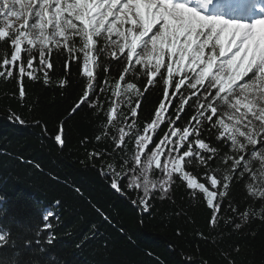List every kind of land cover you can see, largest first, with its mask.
Returning a JSON list of instances; mask_svg holds the SVG:
<instances>
[{"label":"snow or ice","instance_id":"snow-or-ice-1","mask_svg":"<svg viewBox=\"0 0 264 264\" xmlns=\"http://www.w3.org/2000/svg\"><path fill=\"white\" fill-rule=\"evenodd\" d=\"M258 2L0 0V78L15 77L23 100L24 79L36 82L42 74L48 85L53 54L66 53L83 81L69 118L84 106L97 109L105 128L119 125L115 149L134 145L130 157L125 152L108 165L111 174L101 173L113 190L135 192L131 203L148 211L154 195L180 181L203 197L210 227L224 219L225 204L243 222L264 217V0ZM153 88L157 104L140 126L138 112ZM52 139L65 146L63 122ZM117 163L123 171H116ZM234 185L244 186L261 207L240 210L231 199ZM53 219L56 213L46 210L36 244L44 232L46 243H53ZM10 236L0 228V248L15 247Z\"/></svg>","mask_w":264,"mask_h":264},{"label":"trees","instance_id":"trees-1","mask_svg":"<svg viewBox=\"0 0 264 264\" xmlns=\"http://www.w3.org/2000/svg\"><path fill=\"white\" fill-rule=\"evenodd\" d=\"M52 60L50 83H43L42 74L36 82L25 78L23 100L15 77L0 78V228L15 241L14 248H0V262L182 264L186 257L187 264H264V217L250 216L243 222L225 204L224 219L210 227L211 211L203 197L194 196L180 181L166 194L154 195L148 211L131 203L138 199L135 192L122 195L113 190L101 173L111 174L108 165L125 158V152L130 157L134 145L129 142L123 152L115 149L119 125L105 128L106 118L97 109L84 106L69 118L83 81L66 53L53 54ZM62 79L68 86H60ZM145 95L137 118L140 126L157 104V89ZM62 122L67 142L61 148L52 137ZM93 153L100 155L93 158ZM115 167L123 171L118 163ZM231 199L240 210L261 207L244 186L234 185ZM46 210L58 217L48 230L55 239L48 245L44 232L38 245L36 232ZM27 240L33 241L30 247L25 246Z\"/></svg>","mask_w":264,"mask_h":264},{"label":"rangeland","instance_id":"rangeland-1","mask_svg":"<svg viewBox=\"0 0 264 264\" xmlns=\"http://www.w3.org/2000/svg\"><path fill=\"white\" fill-rule=\"evenodd\" d=\"M258 2V0H254V3H257ZM229 14H231V13H229Z\"/></svg>","mask_w":264,"mask_h":264}]
</instances>
